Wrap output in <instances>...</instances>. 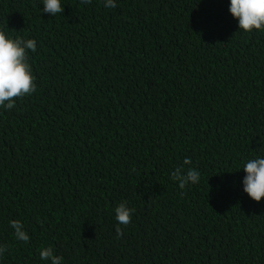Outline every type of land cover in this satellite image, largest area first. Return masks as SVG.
<instances>
[{
  "label": "trees",
  "instance_id": "trees-1",
  "mask_svg": "<svg viewBox=\"0 0 264 264\" xmlns=\"http://www.w3.org/2000/svg\"><path fill=\"white\" fill-rule=\"evenodd\" d=\"M229 2L60 0L53 17L0 0V31L37 44L35 91L0 106V264H49L45 247L62 264H264V198L242 184L264 158V29ZM185 158L200 179L180 189Z\"/></svg>",
  "mask_w": 264,
  "mask_h": 264
},
{
  "label": "clouds",
  "instance_id": "clouds-1",
  "mask_svg": "<svg viewBox=\"0 0 264 264\" xmlns=\"http://www.w3.org/2000/svg\"><path fill=\"white\" fill-rule=\"evenodd\" d=\"M82 4L91 3V0H80ZM106 8L116 7L115 0H104ZM229 13L238 21V28L244 32L264 29V0H230ZM43 12L55 16L63 12L60 0H43ZM37 44L34 39L7 38L0 31V106L7 110L15 107V100L31 95L36 85L32 75V69L28 63V50L36 52ZM191 159L185 158L183 164L176 167L170 174V178L178 182L180 189H184L189 183H199L200 173L191 167L185 170V165H190ZM245 176L243 178V191L256 202L264 198V158L250 159L244 165ZM115 219L121 225L131 222V213L134 211L126 207V203L119 204L115 209ZM10 227L14 229L18 240L25 243L29 241V235L23 230V224L19 220H11ZM117 236L123 234L120 227L115 229ZM7 248L0 245V256ZM40 259L49 264H62L63 258L55 255L51 247L42 248Z\"/></svg>",
  "mask_w": 264,
  "mask_h": 264
}]
</instances>
